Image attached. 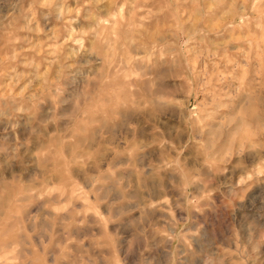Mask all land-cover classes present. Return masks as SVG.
<instances>
[{
	"label": "rangeland",
	"instance_id": "1",
	"mask_svg": "<svg viewBox=\"0 0 264 264\" xmlns=\"http://www.w3.org/2000/svg\"><path fill=\"white\" fill-rule=\"evenodd\" d=\"M0 264H264V0H0Z\"/></svg>",
	"mask_w": 264,
	"mask_h": 264
}]
</instances>
